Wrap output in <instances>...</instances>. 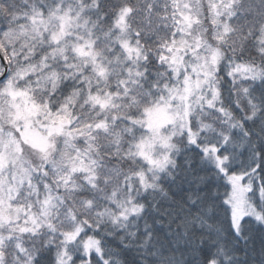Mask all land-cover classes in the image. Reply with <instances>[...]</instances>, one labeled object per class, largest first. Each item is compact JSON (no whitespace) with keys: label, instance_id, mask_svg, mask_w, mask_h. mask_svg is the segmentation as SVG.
<instances>
[{"label":"snow or ice","instance_id":"snow-or-ice-1","mask_svg":"<svg viewBox=\"0 0 264 264\" xmlns=\"http://www.w3.org/2000/svg\"><path fill=\"white\" fill-rule=\"evenodd\" d=\"M262 25L246 0H0V264H123L106 239L146 249L161 201L205 264L247 260Z\"/></svg>","mask_w":264,"mask_h":264},{"label":"trees","instance_id":"trees-1","mask_svg":"<svg viewBox=\"0 0 264 264\" xmlns=\"http://www.w3.org/2000/svg\"><path fill=\"white\" fill-rule=\"evenodd\" d=\"M133 2L140 5V6H143V4L145 3V0H133ZM159 2L162 5L164 3V0H159ZM166 187L172 188V190H173L172 196L174 197L175 201L178 202L182 198L183 193L180 192L178 188H175V186H173V185H166ZM167 203L164 201H161V204H163V205H162V207H160V212L159 213H152L154 216L151 218L150 223L152 224V221L156 222L157 220H159L160 224H158V225H160L162 228H164V230L171 232L173 235V234H175V231H177L178 229L175 228L176 222L169 224V220L172 218V213L169 212L167 216L161 215L160 213H163L165 211L166 205H168L169 209H171V208H177L178 204L169 203L170 204L169 205ZM171 204H174V205H171ZM219 219L222 222V227L226 230L227 229V222L224 219L223 215H220ZM109 229L111 230V225H109ZM173 229H176V230L174 231ZM259 229H261V228L254 226L252 223H249V225L246 227V231L248 233H252V234L256 233V232H260V231H258ZM198 235H199V230H197L195 234L190 233L189 236H187V237H185L181 234L180 239H179L181 241L180 243L182 244L181 247L186 248L188 246H191V247L194 246L193 248L197 249V251L192 255L196 260H198L200 257H204L206 255L203 253V249L197 248V236ZM119 236L120 235L117 233L116 237L111 238V239H106V242L110 247L119 250V255L121 256L122 260L124 261V264H130L124 257L125 253H127V252H135L137 254V260L133 264H140V261L142 259L150 260L151 253L154 250L159 251L160 248H164L166 250L170 249L172 251H180V252H182L184 250L183 248H180V250H174L172 247H170L169 245H166L164 242L161 243V242H158V240L156 242V241H154V239L151 240V243L149 245L148 250H143L141 247H139L140 242L135 244L129 240L124 241V243L130 244V247L125 248L122 246V244L119 240ZM140 236H142V235L140 234ZM153 237H154V235H153ZM205 246H207L209 248L208 245H205ZM192 256H191V258L193 260H195Z\"/></svg>","mask_w":264,"mask_h":264},{"label":"bare ground","instance_id":"bare-ground-1","mask_svg":"<svg viewBox=\"0 0 264 264\" xmlns=\"http://www.w3.org/2000/svg\"><path fill=\"white\" fill-rule=\"evenodd\" d=\"M168 188H169V190H170V192L172 194L173 193L172 188H170V187H168ZM175 188H178L179 191L183 193V189H181L179 187H176V186H175ZM167 204H169V203H167ZM162 205L163 204L160 203V207H162ZM171 205H174V204H171ZM165 209H169V206L166 205ZM221 215H223V214L221 213ZM153 216L154 215L152 214V212H150L148 214L147 219H148L149 223L151 222L150 220H151V218ZM249 223H252L254 225L253 222H249ZM143 224H144V219H141L140 220V229H141L140 234L142 236H143V231H142ZM152 229H153L152 231H153V235H154V237L152 236L153 237L152 239H154V241L157 242V240H158V242H161V243L164 242L166 245H169L174 250H180V248H183L184 250L182 252L187 257H189L191 260H193L191 258V256L197 251V249L193 248L194 246L193 247L188 246L186 248L185 247H181L182 244L180 243L181 241L179 240L181 234L177 235V233H179L178 230L175 231V234L172 235L171 232H168V231L164 230V228H162L160 225H158L156 222H153V221H152ZM129 231H135V229L130 228ZM258 231H260V232H256V233H253V234L247 232V234L251 237L249 243L247 245H245V244H239L238 245V248H239V250L241 252V255H243L244 252L248 253L247 260H251L253 254L257 253L258 250L261 249V239L264 238V229H259ZM117 233L119 235H121V233L118 230H117ZM127 240H129V241H131L132 243H135V244L139 243V242H140V244L142 243V241L139 238L133 239L131 237H128L125 241H127ZM150 243L147 245L146 249L145 248H142V249L143 250H148ZM206 245H208V244L206 243ZM208 251H209V248L207 246H205L204 249H203V253L207 255ZM124 257L130 264L135 263L136 260H137V254L135 252H127V253H125Z\"/></svg>","mask_w":264,"mask_h":264},{"label":"clouds","instance_id":"clouds-1","mask_svg":"<svg viewBox=\"0 0 264 264\" xmlns=\"http://www.w3.org/2000/svg\"><path fill=\"white\" fill-rule=\"evenodd\" d=\"M246 3L252 5V18L256 19L258 23L264 21V15H262L264 13V0H246ZM253 223L256 227L264 229V223ZM179 225L180 220L177 219L175 228H178ZM173 230L175 231V229ZM182 232L183 229L181 228L177 235ZM154 251L157 255L154 256L151 254L150 260L142 259L140 264H205L204 257H200L198 260H191L180 251L166 250L164 248H160L159 251ZM240 264H264V249H259L257 253H254L251 260H244L242 258Z\"/></svg>","mask_w":264,"mask_h":264},{"label":"rangeland","instance_id":"rangeland-1","mask_svg":"<svg viewBox=\"0 0 264 264\" xmlns=\"http://www.w3.org/2000/svg\"><path fill=\"white\" fill-rule=\"evenodd\" d=\"M153 2H155V0H153ZM151 118L153 122L159 123L164 118V114L161 112H154Z\"/></svg>","mask_w":264,"mask_h":264}]
</instances>
